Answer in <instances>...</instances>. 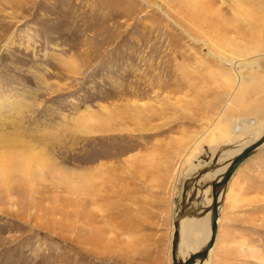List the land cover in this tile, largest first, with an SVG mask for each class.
Here are the masks:
<instances>
[{"label":"rangeland","instance_id":"obj_1","mask_svg":"<svg viewBox=\"0 0 264 264\" xmlns=\"http://www.w3.org/2000/svg\"><path fill=\"white\" fill-rule=\"evenodd\" d=\"M263 130L264 0H0V264H172ZM234 173L208 264H264V145Z\"/></svg>","mask_w":264,"mask_h":264},{"label":"bare ground","instance_id":"obj_2","mask_svg":"<svg viewBox=\"0 0 264 264\" xmlns=\"http://www.w3.org/2000/svg\"><path fill=\"white\" fill-rule=\"evenodd\" d=\"M245 79H246L245 75H242L241 73L238 74V84H240V86H242V87L244 86L243 82H245ZM262 132H261V134H262ZM258 138H255V140L258 139ZM255 140H253L251 143H253ZM251 143H247L245 146H247V145H249ZM262 145H264V144H262ZM245 146H241L239 148L237 147L236 149H232V151L230 153H234L235 155L230 160H227L224 163L225 165L224 164L218 165L217 168L214 167L215 169L214 168H212L213 170L210 169L212 171L205 172L204 173L205 174L204 177L206 176V174H210L209 176L210 177H214L215 180L220 178L224 174V171L230 165L231 160L234 157H236V155ZM217 173H219V176H216ZM201 176H202L201 174L198 176V180H197V182H195V184L197 183V185H199L198 181L201 179ZM199 187H201V186L199 185ZM207 187L205 186V188H207ZM204 190L205 189L202 190V193H203ZM225 195H226V192H222L220 194L219 200H221V202L224 199ZM198 198H199V196H198V193H197V198L195 197L193 199V202H191V206L199 204V205H201V208L199 210H188L191 207V206H189V208L186 209V212H189L190 214L185 215L184 217H182L181 220H180V223H179L180 238H179V242H178L177 251H178V257L180 259L185 258V256H189L193 252H197V251H200L201 249H203L205 247V245L208 243V241H209V239L211 237V225H212V215H213L212 203H211V205H205L204 204V200L201 199L202 197L199 199V202H197V201L195 202V200L198 199ZM187 200H189V196L187 197ZM183 202L186 203V198H184ZM220 206H221V204H220ZM179 211H180V209L178 210V212ZM219 217H220V215H219ZM217 223H218V220H217ZM218 228H219V225H218ZM195 230L201 231V233H202V231H204V233H205L203 238L200 239V241H194L193 238H192V234L195 233ZM217 231H218V229H217ZM218 232H217V235H218ZM217 235H216V238H217ZM216 238H215L214 242L212 243V245L208 248V250H207L208 252H207L206 256L201 258L200 261L197 262L196 264H208L210 262L209 259H210L211 255H212V251H210V250L213 248L214 243L216 241ZM182 242H184V243H182ZM171 252H172V249H171ZM172 264H173V259H172Z\"/></svg>","mask_w":264,"mask_h":264},{"label":"water","instance_id":"obj_3","mask_svg":"<svg viewBox=\"0 0 264 264\" xmlns=\"http://www.w3.org/2000/svg\"><path fill=\"white\" fill-rule=\"evenodd\" d=\"M264 144V131L262 132L261 137L256 139L253 143L245 146L237 155L234 157L228 168L224 171V174L218 178L217 180H213L210 182L211 187H212V193H213V202H212V225H211V237L208 241V243L205 245L203 249L197 252L191 253L189 256H185V258L180 259L178 257V242L180 238V232H179V223L182 217L185 215L190 214L189 212H186V209L188 208L185 203H183L182 207L180 208V211L178 212L179 214L175 216L176 221H175V229H174V237L172 241V259H173V264H196L197 262L200 261L201 258L205 257L207 254L208 248L212 245L214 242L216 235H217V229H218V217L220 215V202L219 196L222 192L226 191L227 185L232 178V176L235 174L234 172L236 171V168L248 157L253 155L255 151L262 145ZM210 154L207 152L204 154L205 160L210 159ZM217 165V158L214 159V164L210 168H214ZM176 212V213H177Z\"/></svg>","mask_w":264,"mask_h":264},{"label":"crops","instance_id":"obj_4","mask_svg":"<svg viewBox=\"0 0 264 264\" xmlns=\"http://www.w3.org/2000/svg\"><path fill=\"white\" fill-rule=\"evenodd\" d=\"M256 138V137H255ZM255 138H254V140H255ZM204 200V199H203ZM204 204H205V202H204ZM206 205V204H205Z\"/></svg>","mask_w":264,"mask_h":264}]
</instances>
